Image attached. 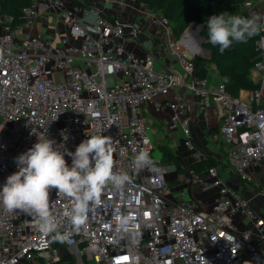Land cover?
<instances>
[{
    "label": "built area",
    "instance_id": "2783aa9c",
    "mask_svg": "<svg viewBox=\"0 0 264 264\" xmlns=\"http://www.w3.org/2000/svg\"><path fill=\"white\" fill-rule=\"evenodd\" d=\"M91 1L31 0L18 25L0 7V188L18 170L15 158L43 135L74 152L87 135L100 132L113 139L114 171L126 172L131 182L122 190L106 185L86 226L76 232L65 220L68 239L50 244L45 254L32 217L0 207V264H264V218L226 183L219 168H209L205 182L192 172L203 191L218 192L208 210H199L185 190L172 194L163 166L157 165L159 172L132 167L140 150L154 157L153 127L146 116L150 103L172 113L168 129H180L185 146L194 148L185 89L205 117L210 105L219 108L223 123L213 140L230 144L227 161L241 180L252 181V168L264 169V31L256 41L261 58L252 69L259 86L243 99L223 83L212 87L207 78L195 77L165 15L139 0H104L116 8L127 1L136 4L180 68L156 69L158 54L140 56L128 49L141 46L140 25L108 17L101 8L87 9L84 4ZM254 5L264 16V0L243 4L245 9ZM90 15L93 21L87 20ZM41 16L48 22L38 29ZM62 29L69 34L57 35ZM65 159L70 166L71 158ZM51 200L57 215L70 206L55 191ZM237 215L252 222L258 241L250 230L237 228ZM117 216L127 217L126 227L119 226ZM67 253L71 261L64 260Z\"/></svg>",
    "mask_w": 264,
    "mask_h": 264
},
{
    "label": "clouds",
    "instance_id": "9594fccd",
    "mask_svg": "<svg viewBox=\"0 0 264 264\" xmlns=\"http://www.w3.org/2000/svg\"><path fill=\"white\" fill-rule=\"evenodd\" d=\"M207 29L209 42L224 53L234 42L246 43L264 31V16L255 12L249 16L223 12L208 18ZM87 137L72 152L43 135L15 158L18 170L10 174L0 188V207L5 212H21L32 217L44 237L40 243L42 254L50 244L64 243L68 239L70 233L62 231L65 220L76 232L86 226L89 213L94 211L106 185L122 190L131 182L126 172L114 171L113 139L103 132ZM67 139L64 135L63 140ZM144 143H150L149 139L145 138ZM66 155L71 158L70 166ZM157 164L145 150L138 151L132 159V167L137 172L145 169L159 172ZM53 191L70 201V206L59 215L53 211ZM116 219L121 228L126 227L127 217L117 216Z\"/></svg>",
    "mask_w": 264,
    "mask_h": 264
},
{
    "label": "crops",
    "instance_id": "0c3cea01",
    "mask_svg": "<svg viewBox=\"0 0 264 264\" xmlns=\"http://www.w3.org/2000/svg\"><path fill=\"white\" fill-rule=\"evenodd\" d=\"M87 9L101 8L103 13L108 17L114 18H128L137 22L140 25L141 34V46L139 44H132L128 49L133 50L137 55L143 56L147 52H154L159 55V69L165 68H180L177 64L175 57L164 46L161 40L155 39L152 34V28L149 26L148 19L142 17L136 11V4L126 2V6L122 8H116L110 2L104 0H93L84 4ZM135 7V8H133ZM260 5H254L246 11L250 14L257 12L260 9ZM49 15V14H48ZM44 16H41L38 21V29L42 28L46 22L43 20ZM94 15L89 16V20L93 21ZM52 26V24H51ZM57 35H68V30H60ZM191 40H183L180 42V46L185 50L197 51V44L192 36ZM184 50V51H185ZM201 52V51H199ZM199 56V55H198ZM217 73V72H216ZM218 81L211 82L207 76L209 85L215 87L222 83L221 78L217 74ZM253 80V78H252ZM187 96L191 103V126H192V140L194 144L193 149H189L185 146V136L183 132L178 129L171 131L168 129L170 118L172 113L169 110H159L153 103L146 106V116L149 123L153 127V139L157 146H155L154 159L156 161L162 158V154L159 151L160 146L169 147L176 157L180 160V166L176 167L173 164H169L172 169L167 171V180L170 183L172 194L179 190H185L188 195L189 201L195 203L199 210H208L213 202V199L217 195V190L203 191L200 184H194L192 181V172L198 175L199 178L205 182L207 180V170L205 163L207 161L214 162L215 166L219 168L220 174L226 183L240 192L246 197L257 213L264 218V197L262 191L264 189V169L252 168L250 174L252 181L246 182L234 172L229 166L227 161V153L230 148V144L220 139L215 142L213 135L219 132L222 126V119L219 114V108L215 105L209 106V115L205 117L200 108L198 107L197 98L185 89H181ZM250 90H241L240 96L243 99L247 98ZM200 154V157H197ZM164 167V165H163ZM262 188V189H260ZM173 199L171 195L170 200ZM233 221L239 230H250L255 239L257 240V232L254 229L252 222L241 215L233 217ZM258 241V240H257ZM260 246H263L260 243Z\"/></svg>",
    "mask_w": 264,
    "mask_h": 264
},
{
    "label": "trees",
    "instance_id": "16d2710c",
    "mask_svg": "<svg viewBox=\"0 0 264 264\" xmlns=\"http://www.w3.org/2000/svg\"><path fill=\"white\" fill-rule=\"evenodd\" d=\"M149 10L165 15L170 20L173 36L180 39L191 22H201L204 29L201 35L205 36L203 47L211 51L210 58L195 56L191 61L195 67V77L207 78L210 64H214L218 76L225 85L226 90L232 96H239L241 90H254L258 84L252 80V69L261 58L256 49V41L260 34L249 38L246 43H233V45L220 53L219 46H213L208 39L207 20L212 15L223 12L249 16L243 4L248 0H139ZM31 6V0H0L2 12L12 15L16 24H22L24 20V9ZM191 29L183 39L191 40ZM194 39V37H193ZM183 41V40H182ZM159 151L162 158L158 164L165 163L180 166V160L173 151L166 146H160ZM215 166L214 162L207 161L205 168ZM262 189V188H260Z\"/></svg>",
    "mask_w": 264,
    "mask_h": 264
},
{
    "label": "rangeland",
    "instance_id": "374dc122",
    "mask_svg": "<svg viewBox=\"0 0 264 264\" xmlns=\"http://www.w3.org/2000/svg\"><path fill=\"white\" fill-rule=\"evenodd\" d=\"M43 20L44 22H48V17H43ZM87 20H89V18H87ZM190 25V24H189ZM204 25L203 23L201 22H198V21H195V24H193L192 27H190L191 29V36L194 37V40L196 42V44L198 45L199 44V40L201 38H204L205 39V36L201 35L203 29L201 28V26ZM202 29V30H201ZM189 30V29H188ZM185 35L187 34V31L185 30ZM200 32V33H199ZM184 40V39H183ZM190 40V39H189ZM188 41V40H187ZM205 41V40H204ZM159 63H156L155 67L156 69H159ZM208 78L211 82H217L218 81V78H217V73H216V69H215V66L214 64H210L209 66V71H208ZM158 142V140H157ZM157 142L155 143V146H157ZM164 168L167 170V171H170L172 169V167H170V165L168 163H165L164 164ZM218 168V167H217ZM94 264V263H92Z\"/></svg>",
    "mask_w": 264,
    "mask_h": 264
},
{
    "label": "water",
    "instance_id": "95a60500",
    "mask_svg": "<svg viewBox=\"0 0 264 264\" xmlns=\"http://www.w3.org/2000/svg\"><path fill=\"white\" fill-rule=\"evenodd\" d=\"M193 24H195V22H191L189 27L186 29V31H188V29H190V27H192ZM204 27H205L204 25L201 26L202 29H204ZM184 36H185V32L182 34L180 41L183 40ZM204 40H205L204 38H201L199 40V44L197 45V49H198L197 51H191V50H185L184 51V54L188 60H192L195 56H198V55L203 57V58H210L211 51L209 49H206L203 47ZM199 51H201V52H199ZM64 260L65 261H71V256L69 255V253H67L65 255Z\"/></svg>",
    "mask_w": 264,
    "mask_h": 264
}]
</instances>
